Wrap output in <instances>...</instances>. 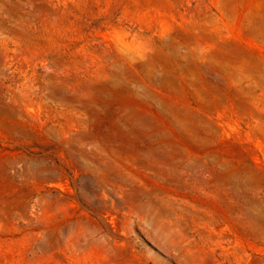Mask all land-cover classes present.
Masks as SVG:
<instances>
[{
  "label": "rangeland",
  "instance_id": "374dc122",
  "mask_svg": "<svg viewBox=\"0 0 264 264\" xmlns=\"http://www.w3.org/2000/svg\"><path fill=\"white\" fill-rule=\"evenodd\" d=\"M0 264H264V0H0Z\"/></svg>",
  "mask_w": 264,
  "mask_h": 264
}]
</instances>
